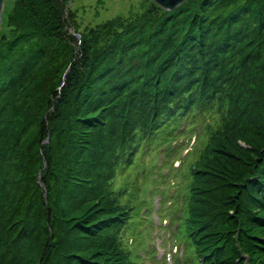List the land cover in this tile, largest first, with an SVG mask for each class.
Returning a JSON list of instances; mask_svg holds the SVG:
<instances>
[{
	"label": "trees",
	"instance_id": "obj_1",
	"mask_svg": "<svg viewBox=\"0 0 264 264\" xmlns=\"http://www.w3.org/2000/svg\"><path fill=\"white\" fill-rule=\"evenodd\" d=\"M69 1L3 9L0 264H147L137 159L194 130L172 257L264 264V0L151 1L83 31Z\"/></svg>",
	"mask_w": 264,
	"mask_h": 264
},
{
	"label": "rangeland",
	"instance_id": "obj_2",
	"mask_svg": "<svg viewBox=\"0 0 264 264\" xmlns=\"http://www.w3.org/2000/svg\"><path fill=\"white\" fill-rule=\"evenodd\" d=\"M11 1L5 0L4 18ZM151 1L153 0H70L69 5L76 15L77 29L83 31L85 28L95 27L118 17L129 18L140 14ZM70 30L73 33L76 32L74 28H70ZM77 37L79 38V34ZM69 68L70 66L63 75V81L69 72ZM197 134L196 130L191 131L178 142L179 144H172L170 148L165 147L160 152L159 149L156 151L148 150L143 157L137 159L139 167L135 172H141L140 178L147 181V186L142 190L143 193L140 196L142 200L139 202H141L140 207L145 208L147 213L145 215L143 210V214L140 216L144 219V224L141 226L144 229L142 234H136L135 238L136 244L142 242L144 245V242H147V248L141 252L144 254L143 257L147 264H179L177 263L178 260L174 259V256L172 257L175 253L179 254L180 249H182V244L174 242V234L173 240H170L175 229L173 215L182 196L179 179L193 156ZM158 144L159 141L157 140L151 146ZM133 177L134 174L130 177V182H132ZM119 180V184L122 185L128 179L122 177ZM143 201H146L147 206L142 204ZM162 209H166V216ZM126 239L132 246L134 236L128 235ZM174 244L177 246H173ZM180 254L178 256H181ZM180 264H185V262L182 261Z\"/></svg>",
	"mask_w": 264,
	"mask_h": 264
},
{
	"label": "water",
	"instance_id": "obj_3",
	"mask_svg": "<svg viewBox=\"0 0 264 264\" xmlns=\"http://www.w3.org/2000/svg\"><path fill=\"white\" fill-rule=\"evenodd\" d=\"M159 6L163 7L164 9L171 11L174 10L178 5L183 3L186 0H153ZM5 0H0V26L2 23V14L4 9Z\"/></svg>",
	"mask_w": 264,
	"mask_h": 264
}]
</instances>
